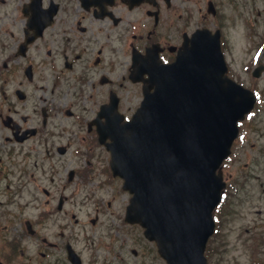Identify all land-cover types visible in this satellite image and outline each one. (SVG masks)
<instances>
[{
  "label": "flooded vegetation",
  "instance_id": "obj_1",
  "mask_svg": "<svg viewBox=\"0 0 264 264\" xmlns=\"http://www.w3.org/2000/svg\"><path fill=\"white\" fill-rule=\"evenodd\" d=\"M240 6L247 2L0 0V264H166L155 242L130 235V228L142 231L126 219L127 203L115 191L120 178L96 142L97 124L113 115L101 109L114 95L126 118L136 109L130 91L142 92V82L132 77H147L151 63L135 68L134 52L155 46L171 62L199 28L219 29L222 43L231 45L226 26ZM241 69L233 77L258 98L242 128L260 134L264 62L250 59ZM248 168L224 167L217 234L230 229L240 193L246 199L252 192L245 187L254 173ZM85 205L91 213L79 214ZM212 250L215 264H264V252L241 261L222 241Z\"/></svg>",
  "mask_w": 264,
  "mask_h": 264
},
{
  "label": "water",
  "instance_id": "obj_2",
  "mask_svg": "<svg viewBox=\"0 0 264 264\" xmlns=\"http://www.w3.org/2000/svg\"><path fill=\"white\" fill-rule=\"evenodd\" d=\"M204 38L196 32L175 62L142 79L140 107L112 125L106 142L114 173L134 193L128 219L145 227L169 264H208L204 251L224 187L217 169L254 103L253 93L225 74L219 39Z\"/></svg>",
  "mask_w": 264,
  "mask_h": 264
},
{
  "label": "rangeland",
  "instance_id": "obj_3",
  "mask_svg": "<svg viewBox=\"0 0 264 264\" xmlns=\"http://www.w3.org/2000/svg\"><path fill=\"white\" fill-rule=\"evenodd\" d=\"M240 1L247 2L246 7H239L243 16H235L232 11L233 17L236 18L233 19L231 23L227 22L226 28L229 38H231V46L228 50L227 58L233 68L236 67L242 70V64L250 60L258 42L264 37V0H258L257 4H255V0ZM225 9L227 11L232 10L230 6H226ZM248 19L256 24V30L253 31L251 40L248 39L246 33L248 29H246L247 25L245 22H247ZM263 50L264 46L261 53ZM260 58L264 62V52ZM242 77L249 79L245 71L242 72ZM38 92H40V89L34 91V94ZM130 92L136 95L132 97L133 105L139 104L141 92L135 89ZM262 125L264 126V116L262 117ZM241 134H244V136L236 138L233 145L234 152L229 160V164L233 165L230 167L231 169L239 165H248V170L250 168L254 170L253 175L249 179L250 185H248V183L245 185V187L251 189L252 192L246 199L245 197L247 194L243 196V191L240 193V199L236 208L237 213L227 222L230 229L226 230V235L219 234L216 238L215 236L211 238L210 245H219L222 241L223 245L229 247V251L233 255L237 254L241 256V261H245L246 259L244 256L251 255L252 251L251 241L253 239L250 237L252 230L257 229L259 237L262 235L264 238V132L258 134L257 132H252V130L249 131L247 127H243ZM67 138H72L73 141L75 140V137H64V140ZM65 156H70V153H67ZM260 181H263V186H259ZM117 197L128 200L130 194L124 191L120 185L118 186ZM87 210L88 213H91L87 205H85L82 206L81 210L78 212L84 215ZM130 235L143 237L141 232L139 233L138 230L131 228ZM261 248L264 250V243L261 245ZM128 259L131 260L132 263L138 262V257L135 258L131 251L129 252Z\"/></svg>",
  "mask_w": 264,
  "mask_h": 264
}]
</instances>
